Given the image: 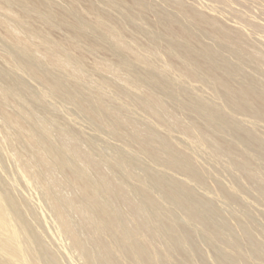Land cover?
I'll list each match as a JSON object with an SVG mask.
<instances>
[{
    "label": "bare ground",
    "instance_id": "1",
    "mask_svg": "<svg viewBox=\"0 0 264 264\" xmlns=\"http://www.w3.org/2000/svg\"><path fill=\"white\" fill-rule=\"evenodd\" d=\"M185 2L0 0V45L8 48L0 56V123L10 144L2 142L14 148L18 179H31L40 187L45 206L60 226L56 227L85 264H197V258L205 263L201 243L196 242L197 227L222 264H264V242H256L254 216L244 196L239 197V186L244 190L245 182L264 203V134L256 126L264 122V48L253 45L241 26H226L213 12L203 13ZM126 13L138 17L132 15L136 21H127L132 34L124 23L131 19ZM25 78L42 90L32 89L36 85L31 87ZM185 78L193 85L208 83L210 95L217 90L222 103L194 93ZM49 100L70 106L97 135L111 136L133 154L115 147L112 159L106 158L85 132L74 130L58 115ZM223 103L232 110L230 114ZM244 118L250 119L251 126ZM194 147L214 155V163L234 172L239 189L224 187L216 176L217 194L239 207L242 217L232 210L227 218L213 201L216 194L208 193L207 199L209 195L196 192L195 186L208 189L215 177L206 164L198 165L196 153L191 152ZM26 181L22 182L29 185ZM8 191L0 194V264H39L47 248L38 257L33 246L38 244H28L29 237L26 243L33 244L29 249L35 253L31 258L23 244L25 237L21 238L25 230L30 231L32 223L27 220L34 215L29 206L27 210L25 198L22 202L27 205L13 198L22 195L14 189L11 196ZM153 192L169 206L164 207ZM5 203L16 215L26 205L24 216H32L25 218H30L27 222L24 217L20 220L23 233L18 223L14 225L20 222L15 220L18 215L14 212L13 220L12 208L8 210ZM177 214L196 229L183 225ZM37 220L41 225L46 222L40 216ZM53 256L44 259L59 264Z\"/></svg>",
    "mask_w": 264,
    "mask_h": 264
},
{
    "label": "rangeland",
    "instance_id": "2",
    "mask_svg": "<svg viewBox=\"0 0 264 264\" xmlns=\"http://www.w3.org/2000/svg\"><path fill=\"white\" fill-rule=\"evenodd\" d=\"M153 1H155V2H157V0H153ZM187 5H190V6H196V7H194V8H196V9H199V11H202L203 13H212V14H214V16H216L218 19H219V17H220V22L221 23H223L224 25H226V26H231L232 27V25L234 26V27H240L241 26V29H243L244 30V32H246V33H248V34H246L248 37H249V40H251V43L253 44V45H255L256 47L258 46L259 48H260V46H262L263 48H264V1H260V0H230L229 2H228V0H226V2H224L225 0H198V2H197V0H183ZM199 1H200V3H199ZM202 1V2H201ZM258 1V2H257ZM260 1V2H259ZM252 2V3H251ZM263 2V3H262ZM211 5H209V4ZM223 3V4H222ZM228 3H229V5H228ZM244 3V4H243ZM262 3V4H261ZM215 4V5H214ZM249 6H248V5ZM204 5H206V7L204 6ZM233 5H234V7H233ZM225 8H224V7ZM199 7V8H198ZM205 9H204V8ZM221 8V10H220V8ZM213 8V9H212ZM217 8H219V9H217ZM244 8V9H243ZM250 8V9H249ZM252 8V9H251ZM201 9V10H200ZM216 9V10H215ZM226 9V10H225ZM203 10H205V11H203ZM209 10H210V12H209ZM225 11V12H224ZM237 11V12H236ZM243 11V12H242ZM251 11V12H250ZM125 12V11H124ZM229 12V13H228ZM228 13V14H227ZM128 16L127 17H130L131 19H129V18H127V20H124V23H126L125 25H126V28H127V31H129L130 33H131V31H134V29L132 28V26L130 25H128L129 23L128 22H130V21H132V19L133 20H135V18H138L135 14H131V13H126ZM211 14V15H212ZM219 14V15H218ZM245 14V15H244ZM261 14V15H260ZM132 15L135 17V18H133L132 17ZM226 15V16H225ZM238 15H239V17H238ZM255 15V16H254ZM257 16V17H256ZM225 19H224V18ZM246 17V18H245ZM237 22H236V21ZM128 21V22H127ZM136 21V20H135ZM249 21V22H248ZM236 22V23H235ZM241 22V23H240ZM255 23V25L254 24H252V26L250 25L251 23ZM258 22V23H257ZM239 23V25H237ZM261 23V24H260ZM258 24H260V25H258ZM144 25H146L147 27V29H149V31H151V32H153L154 31V29H153V27H151L149 24H144ZM149 25V26H148ZM245 26V27H244ZM247 26H249V28H251L249 31H248V29L249 28H247ZM254 27V28H253ZM257 27V28H256ZM260 27V28H259ZM132 28V30H130ZM261 29V30H260ZM262 29H263V31H262ZM252 30V33H250V31ZM254 30V31H253ZM257 30H258V32H260V33H258L257 32ZM257 33H256V32ZM133 33V32H132ZM131 33V34H132ZM257 35V36H256ZM250 36L252 37V38H250ZM255 36V37H254ZM257 37V38H256ZM259 37V38H258ZM129 37H127V40H130V38L128 39ZM255 38V39H254ZM143 40H145V38L143 39ZM206 40V39H205ZM146 41H147V39H146ZM146 41H144V42H146ZM260 41V42H259ZM206 42H207V40H206ZM208 42H210V41H208ZM165 44L166 45V42H163L162 41V44ZM261 43H263V44H261ZM2 45V44H1ZM0 45V56L2 55L1 53H4L5 52V50L7 51L8 50V48L7 47H4L5 45L3 44V46H1ZM260 45V46H259ZM1 47H4L3 49L1 48ZM263 48H262V51H263ZM260 50H261V48H260ZM158 63H160L159 65H163V63L162 62H158ZM178 75V74H177ZM177 75H176V77H177ZM172 76H174V73L172 74ZM24 77V76H23ZM26 77V76H25ZM175 77V76H174ZM186 80H185V85H186V87H189V88H192L193 86H194V88H195V92L194 93H196V92H198V93H196L197 95H199L200 93V95L199 96H201V97H203V98H208L207 99V101H209V102H211V103H214V102H216L217 103V101H219L218 99V97H220V100H222L221 99V96H220V94H217V90L215 91V92H212L211 94L213 95V97L214 98H212V95H210V93L209 92H211V91H213L212 89H210V88H208V87H210L209 85H208V83H204V84H201V83H195V85H193L194 83H192L189 79H187V78H185ZM25 80H26V82L27 83H29L30 85H31V87L33 86V85H36V86H34V87H32V89H34L35 91H37V92H40L41 90H42V88L38 85V84H36V83H34V82H32V81H30L29 82V80H28V78L26 79L25 78ZM190 84L189 86L187 85V84ZM196 85H198L197 87H201L200 89H202V90H200L199 88H197V87H195ZM200 85H202V86H200ZM203 85H205V86H203ZM35 87H36V89H35ZM193 88V89H194ZM196 88L198 89V91H196ZM192 89V90H193ZM200 90V91H199ZM214 93H216L215 95H217V99L215 98V96H214ZM216 101H215V100ZM213 102H212V101ZM50 101L51 100H49V104H50V106L52 107V106H55V107H52V108H54L55 109V111H57L58 112V115L61 117V118H63L64 119V117H65V121H69L68 123H71L70 124V126H73L72 128L74 129V130H77L78 132L80 131V133H81V130L83 131V132H85V133H83L84 134V136L86 137L87 136V138L91 141V139L93 140L92 141V143H95V145H96V147H97V149H98V151H100L101 152V149H102V153L106 156V158H110V157H112V155H114V152H112V151H114L112 148H115L116 150H119V149H121L122 148V150L123 151H125L126 152V150H131L130 148H128L127 149V147H124V145H122L120 142H118L117 140H115V139H113L111 136H109V135H106V134H102L101 135V133H100V135H97V134H99L97 131H95V129L94 128H92V126L90 125V123H88L87 122V119L86 118H84L82 115H80V114H78V113H76V111H74L72 108H70V106H64L66 109H68V110H62V109H64V107H62L61 106V102H60V104L58 103V101L57 100H53V101H51V103H50ZM52 102L54 103V104H52ZM56 103V104H55ZM220 103V101L217 103L218 105H220L221 103H222V101H221V103ZM59 104V105H58ZM64 105V104H63ZM223 105V109L224 110H226L227 112L228 111H230L231 109H230V107L228 106V107H225V105L227 106V104L226 103H223L222 104ZM62 107V109H61V107ZM222 108V107H221ZM60 109V110H59ZM59 110V111H58ZM232 111V110H231ZM230 111V112H231ZM62 112H64V113H62ZM66 112H68V113H66ZM230 112H228L229 114H230ZM67 114V116H65L66 114ZM233 113V112H232ZM138 114V115H137ZM64 115V116H63ZM70 115V116H69ZM140 114L139 113H136V117H138ZM141 115H143L142 113H141ZM140 115V116H141ZM232 115V114H231ZM233 115H234V113H233ZM236 115V114H235ZM140 116H139V118H140ZM144 116V115H143ZM68 118V119H67ZM70 119V120H69ZM72 119V120H71ZM142 119V118H141ZM77 120V121H76ZM244 120H246L245 118H244ZM248 120V121H247ZM247 120H246V122H248V125L249 126H251L249 123H251V121H250V119L249 118H247ZM1 121V120H0ZM71 121V122H70ZM75 121V122H74ZM80 121H81V123H80ZM2 122V121H1ZM79 122V123H78ZM83 122V123H82ZM260 122V123H259ZM258 123H257V121H256V123H257V128H259V132L260 133H262V134H264V122H262V121H259ZM77 123V124H76ZM75 124V125H74ZM76 125L78 126V127H76ZM81 127H80V126ZM247 125V126H248ZM84 126V127H83ZM76 127V128H75ZM263 127V128H262ZM4 128V126L3 125H1V123H0V142H2L3 140L5 141V142H7L8 144L7 145H9L10 143H9V141L6 139V137L5 136H3L4 135V132L2 131V129ZM261 129V130H260ZM4 130V129H3ZM89 130V131H88ZM90 132V133H89ZM96 132H97V134H96ZM1 133H3V134H1ZM81 133V134H82ZM87 133V134H86ZM92 133V134H91ZM97 136H96V135ZM226 135H224V136H227V138L229 137V133L228 132H226L225 133ZM179 135V134H178ZM96 136V137H95ZM99 137V138H98ZM106 140H108L109 139V141H106ZM111 139V140H110ZM104 140V141H103ZM101 141V142H100ZM106 141V142H105ZM4 142V143H5ZM97 142H98V145H97ZM108 142H109V144H108ZM110 142H111V144H110ZM3 142L2 143H0V173H2V175L0 174V189L2 190L3 188H4V186H5V188H4V192H7L8 191V188H9V190L10 191H8V192H12V193H10V195L12 196V195H15V194H17L18 193V195L20 196V195H22V196H20L19 198H18V196H14L13 198L15 199V200H19V201H24L25 202V200H24V198L26 199V201L28 202L27 204L26 203H23L22 202V204H26L27 205V210L30 208L31 209V214L32 215H34L31 219L30 218H27V219H30V221L29 220H27V219H25L26 217H31L30 216V214L27 216V215H25L24 216V214H23V212L25 213L26 211V205H24V207L22 208V207H20V210H21V214H22V217H21V214L19 215L18 213H17V215L18 216H20L19 218H18V216L16 215V212L15 211H13L14 209L9 205V203H5V206L6 205H8V207H7V209L8 210H11L10 208H12V210L11 211H13L12 212V214H10L11 212L10 211H8V213L10 214V216L12 215V218H13V220H14V217L15 216H17L16 218H15V220L16 221H20L23 217H24V221H28L30 224L32 223V231H31V228H30V226L28 227V230L30 229V231H27V230H25V232L23 233V229H22V227H23V225H22V223H21V221L23 220H21L20 222H16L15 223V221H13V223H15L14 225H16L17 223V225L16 226H22L21 227V231H22V235L21 236H23V237H21V238H24L25 237V240L24 239H22V240H24L25 242L23 243V244H25L26 243V241L29 239V237L31 238V239H29L30 240V242H29V240H28V244L29 243H31V241H32V243H37L38 245H40L41 243L43 244L44 243V245H42L41 244V246H39V247H41V248H39V247H37L38 245H33V244H30L31 246L33 245V246H36V254L38 255V257H41V256H43V253H46L47 254V256H45L46 258L49 256H53L54 254H57L58 256H60V257H58V256H56L57 257V262H58V259H59V261H60V263L59 264H85V262L81 259L82 257L80 256L79 257V253L77 254V251L76 250H72V247H71V242L69 241V239H67L65 236H63V234H61L62 233V230H61V228L59 229V228H57L56 227V225H58V223H56L55 224V222H56V219L55 218H52L54 215L52 214V216H51V213L49 212V211H51V209H50V207H47V206H45V205H47L48 203L45 201V198H44V195H42L43 193H42V190L40 191L39 189H40V187L38 186H36V184H34V183H36V182H32V181H30L28 178H27V181H29V185H28V183H26L25 184V182L23 183L22 181H26V180H21L20 178V180L21 181H18L19 179H18V177H21L20 175L19 176H17V173H18V171L15 173V171L16 170H18V169H16L14 166H18L17 165V163H16V161H15V158H14V155H12V153L14 154V148H13V146H12V144H11V146H7L6 145V143L4 144ZM104 143V144H103ZM107 144V145H106ZM113 144V145H112ZM119 146H118V145ZM121 144V145H120ZM112 145V146H111ZM118 146V149H117V146ZM8 148H7V147ZM99 146V147H98ZM114 146V147H113ZM124 148H123V147ZM101 147V148H100ZM103 147V148H102ZM12 148V149H11ZM106 148V149H105ZM190 148H192V147H190ZM195 148V147H194ZM193 148V149H194ZM10 149H11V151H13V152H10ZM125 149V150H124ZM198 148H195L194 150H191V152L193 153V154H195L196 153V155L197 156H195L196 157V159H197V162L199 163L198 165L202 168V167H204V165L206 164V170H207V172L209 173V172H211L212 170V175L215 177V178H212L211 179V181H209V183H211L212 181H213V183H212V185L211 184H209V188L207 189V188H202V187H197V186H195L194 187V189L196 190V192L199 194V195H201V196H203V197H208V195L211 193V195H213V194H216V195H213V199H214V197L215 198H217V200L215 199V200H213L214 201V203L215 204H217V202L219 203V204H217L218 205V207L221 209V211L223 212L224 210V215L228 218V216L229 217H231V211H232V213L234 212V213H236L237 215H241L240 213H241V211H240V209H238L239 207H237V206H235V205H229V204H227L226 202H224V199L223 198H221V196H219L218 194H217V185H218V183H217V178H218V180H220V182H221V184L224 186V187H226V186H228L227 188H232V187H234V186H236V188H237V186L239 185H236L237 184V182H236V179H235V175L233 174L234 172H232V173H230L223 165H221V164H219L218 162H216V163H214L215 161H216V157H214V155H211L210 156V153H202V152H200V149H199V151L197 150ZM108 150V151H107ZM128 150V151H129ZM104 151V152H103ZM132 151V150H131ZM2 152H3V154H2ZM107 153V155H106V153ZM130 152V151H129ZM195 152V153H194ZM200 153H202L201 155H200ZM125 154H127V153H125ZM132 154H133V151H132ZM200 156H199V155ZM208 156H207V155ZM6 157H5V156ZM128 155H131V153H129ZM140 155H142V154H140ZM204 155H206V157L204 156ZM3 156V157H2ZM140 157V156H139ZM142 157H143V155H142ZM205 157V158H204ZM211 158V159H208V158ZM213 157V158H212ZM3 158V159H2ZM10 158H11V161H10ZM144 158H145V156H144ZM144 158H141V161L142 162H144ZM110 159H112V158H110ZM7 160V161H6ZM12 160H13V162H12ZM4 161H5V163H4ZM15 161V162H14ZM211 161H212V164H215V165H212V164H210L211 163ZM5 164V165H7V164H9V166H5L3 163ZM2 163V164H1ZM146 163H148L149 164V162L148 161H146L145 162V164ZM15 164V165H14ZM204 164V165H203ZM219 164V165H218ZM2 165V166H1ZM13 165V166H12ZM150 165V164H149ZM154 166V165H153ZM152 166V167H153ZM218 166H223V168H221V167H218ZM3 167V168H2ZM14 167V168H13ZM216 167H218V168H216ZM8 168V169H7ZM154 168V167H153ZM210 170H209V169ZM221 168V169H220ZM2 169V170H1ZM9 172H7L6 170ZM10 169V170H9ZM215 169H217L216 171H215ZM224 170V171H223ZM6 171V174L4 175V172ZM222 171V173H220ZM226 171V172H225ZM10 172H11V174H10ZM228 172V173H227ZM210 173V174H211ZM224 173V174H223ZM235 173H236V171H235ZM18 174H20V173H18ZM141 174H142V172H141ZM172 174L174 175V177L175 178H178L179 180L182 178V176H181V174H178V173H173L172 172ZM209 174V175H210ZM226 175H228V176H226ZM15 176V177H14ZM179 176H180V178H179ZM211 176V175H210ZM213 176H211V177H213ZM216 176H217V178H216ZM16 177H17V179H16ZM7 178V179H6ZM12 179L11 180V182L15 179L16 181V184H15V182L13 183V185H12V183L11 182H9L11 185H10V187H13V186H17V189H16V187H14V189H15V194H13V191H14V189L13 188H11L10 189V187L8 186V188L6 187L7 185H9L8 184V180L10 181V179ZM14 178V179H13ZM183 178L185 179V177L183 176ZM183 178L181 179V180H183ZM6 179V180H5ZM224 179V180H223ZM232 179V180H231ZM2 180H4L3 182H4V186H2ZM186 180V179H185ZM26 181V182H27ZM234 181V182H233ZM7 183V185H5ZM33 183V184H32ZM229 183V184H228ZM32 184V185H31ZM38 185V184H37ZM216 185V186H215ZM234 185V186H233ZM246 184H245V182H243V186H242V188L243 187H246V188H244V190L243 189H241V187L239 186V188H237V189H239L240 190V192H239V195H240V193H241V196H239L241 199L243 198V196H244V198L242 199L245 203H246V205H247V208L249 209V211H250V213H251V215H252V217H253V220H254V222H255V224H256V229H255V231L254 232H258L257 234L255 233L254 235H255V237L254 238H259V239H256V242H260L261 240H263V242H264V239H262V237L264 238V236H262V235H264V203L261 201L262 199L259 197V195L258 194H256V192L255 191H253V190H250L248 187H247V185L245 186ZM36 188H35V187ZM213 186V187H212ZM229 186H231V187H229ZM39 188V189H38ZM0 190V194H1V191ZM13 190V191H12ZM213 190V191H212ZM247 190V191H246ZM249 190V191H248ZM205 191V192H204ZM4 192H2L3 194H4ZM156 192V191H155ZM155 192H153L156 196L158 195V193L156 194ZM20 193V194H19ZM204 193V194H203ZM207 193V196L205 195ZM209 193V194H208ZM213 193V194H212ZM7 194V193H6ZM23 194L25 195V196H23ZM154 195V196H155ZM211 195H209V198H207V199H210V197H211ZM155 196V197H156ZM23 197V198H22ZM44 199H43V198ZM249 197V198H248ZM29 198V199H28ZM157 198H158V200L159 201H161V202H163V203H165V205L164 204H162V205H164V207H166L168 204L166 203V202H164L162 199H160V196L158 195L157 196ZM156 198V199H157ZM21 199V200H20ZM32 199V200H31ZM43 199V200H42ZM249 201H248V200ZM257 200V201H256ZM217 201V202H216ZM20 202V203H21ZM44 203H47V204H44ZM225 203V204H224ZM32 204V205H31ZM35 204H37V206L35 205ZM252 205V206H251ZM256 205H257V207H256ZM28 206H29V208H28ZM169 206V205H168ZM225 206V207H224ZM234 208H233V207ZM250 206V207H249ZM227 207V208H226ZM232 207V208H231ZM25 208V209H24ZM34 208V209H33ZM47 208H49L50 210H48ZM255 208V209H254ZM263 208V209H262ZM30 209L28 210L29 212H30ZM224 209V210H223ZM250 209H252V210H250ZM253 209H254V211H253ZM41 210V211H40ZM237 210V211H236ZM263 210V211H262ZM33 211H35V212H33ZM227 211V212H226ZM15 212V213H14ZM18 212V211H17ZM33 212V213H32ZM52 212V211H51ZM228 212H230V213H228ZM261 212V213H260ZM13 213H14V215H13ZM25 214H28V212L27 213H25ZM41 214H42V216H41ZM179 214V213H178ZM178 214L176 215L177 217H178V219L180 220V222H182V224H183V222H184V224L183 225H185V224H187V226L186 227H189V228H192V226H194V225H192L191 226V224H188V223H185V222H187V220H185V217H181V216H178ZM262 214V215H261ZM36 215H38V217H37V219L39 218V216H40V219H46V222H43V221H45V220H43L42 222V225H41V220H39V222H38V220L35 218L36 217ZM180 215H182L181 213H180ZM14 216V217H13ZM42 217V218H41ZM239 217H242V215L241 216H239ZM36 219V221L37 222H35L34 220H32V219ZM18 219V220H17ZM54 219H55V221H54ZM258 219V220H257ZM230 220H231V222L232 223H234V225H235V221L234 220H232L231 218H230ZM26 221V222H27ZM257 221V222H256ZM48 222V223H47ZM259 222V223H258ZM20 223V224H19ZM44 223H47V224H45L44 225ZM34 224V225H33ZM40 224V225H39ZM27 225H29L28 223H27ZM19 226L17 227L18 229H20L19 228ZM33 226H35L34 228H33ZM47 226V227H46ZM59 226V225H58ZM258 226V227H257ZM39 228V229H37V228ZM60 227V226H59ZM35 228H36V230L37 231H35ZM194 228V227H193ZM192 228V229H193ZM34 229V230H33ZM41 229V230H40ZM191 229V230H192ZM195 229H196V227H195ZM195 229H193V230H195ZM198 227H197V229L195 230L196 231V234H197V238H196V242H197V239L199 240V243H201V244H199V246L198 247H200L201 248V252L200 253H203L202 255H203V257H206V262L204 263V262H202V261H200V262H198V258H197V264H200V263H203V264H222L221 262H219V260L216 258V256L214 255V251H212L213 249H212V247H209V245H207L208 243H204V242H206L205 240H204V236L202 235L203 233L201 232V231H198ZM259 229V230H258ZM60 230V231H59ZM258 230V231H257ZM20 231V230H19ZM20 231V232H21ZM27 231V232H26ZM46 231V232H45ZM195 231H193L194 233H195ZM29 232H38L37 233V235L36 234H34V233H31V234H33V236H34V239L37 241V240H39L38 242H36L34 239H33V237H31V235L29 234ZM198 232V233H197ZM260 232H261V234H260ZM26 233V234H25ZM40 233V234H39ZM42 233H44V234H42ZM200 233H202V234H200ZM27 234H29V236L27 235ZM39 234V235H38ZM196 234H194V235H196ZM26 235V236H25ZM65 235V234H64ZM200 235V236H199ZM39 237H41V238H39ZM200 237V238H199ZM204 237V238H203ZM39 238V239H38ZM33 239V240H32ZM21 240V241H22ZM202 240V241H201ZM34 241V242H33ZM42 241V242H41ZM41 242V243H40ZM45 242H47V243H45ZM27 244V243H26ZM25 244V246H28V244L26 245ZM259 244V243H258ZM29 245V246H30ZM197 245H198V242H197ZM260 245H263V243L261 242V244ZM28 246V249L29 248H32L31 246L29 247ZM50 247V248H49ZM218 247V246H217ZM219 247H220V245H219ZM264 245L262 246V249H263V254H264ZM39 248V249H38ZM44 248H47V251L44 249ZM200 248H198V249H200ZM207 248V249H206ZM208 248H210V249H208ZM220 248H222L221 250L223 251V250H225V247L223 246V247H220ZM224 248V249H223ZM27 249V250H28ZM33 249H34V247H33ZM37 249H38V251H37ZM41 249H44L45 251H43V253H42V251H41ZM48 249L50 250L49 252H48ZM212 249V250H211ZM216 249V248H215ZM219 249V248H218ZM211 252H210V251ZM221 250H218V251H221ZM29 252L31 251V249H29L28 250ZM33 251V250H32ZM31 251V252H32ZM51 251H54V254H51L52 252ZM28 252V254L30 255L29 257H31V255H32V257L34 256V251L30 254ZM41 254H40V253ZM55 252H57V253H55ZM39 253V254H38ZM212 253V254H211ZM60 254V255H59ZM37 255L35 256V257H37ZM39 255H41V256H39ZM45 255V254H44ZM31 257V258H32ZM37 257V258H38ZM45 257H43V258H41V260L42 259H44ZM48 257V258H49ZM55 257V255L52 257L53 259L54 258H56ZM208 257V258H207ZM51 258V257H50ZM50 258H49V260H50ZM196 259V258H195ZM38 260H40V258H38ZM39 261V264H42L43 263V261L44 262H46L47 264H48V262H50L51 263V261H48L47 262V260H43V261ZM56 260V259H55ZM62 260V261H61ZM41 262V263H40ZM209 262V263H208ZM49 263V264H50ZM52 264V263H51ZM58 264V263H57ZM257 264V263H256ZM259 264V263H258ZM261 264V263H260Z\"/></svg>",
    "mask_w": 264,
    "mask_h": 264
}]
</instances>
